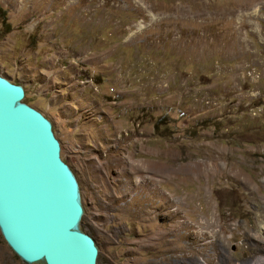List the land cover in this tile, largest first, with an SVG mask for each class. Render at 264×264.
<instances>
[{
  "label": "rangeland",
  "instance_id": "1",
  "mask_svg": "<svg viewBox=\"0 0 264 264\" xmlns=\"http://www.w3.org/2000/svg\"><path fill=\"white\" fill-rule=\"evenodd\" d=\"M0 7V75L51 122L96 264L264 259V0ZM0 264H26L1 234Z\"/></svg>",
  "mask_w": 264,
  "mask_h": 264
},
{
  "label": "water",
  "instance_id": "2",
  "mask_svg": "<svg viewBox=\"0 0 264 264\" xmlns=\"http://www.w3.org/2000/svg\"><path fill=\"white\" fill-rule=\"evenodd\" d=\"M0 75V234L26 264H96L78 183L51 122Z\"/></svg>",
  "mask_w": 264,
  "mask_h": 264
},
{
  "label": "bare ground",
  "instance_id": "3",
  "mask_svg": "<svg viewBox=\"0 0 264 264\" xmlns=\"http://www.w3.org/2000/svg\"><path fill=\"white\" fill-rule=\"evenodd\" d=\"M170 211V210H169ZM170 213H172V215H178V212H177V210L176 209H171V211H170ZM171 215V214H170ZM197 224L199 225V226H201V227H203V228H205V229H207V230H209V232H210V229H211V226L209 225V224H206V225H204L205 223H201V222H197ZM208 233V232H207ZM211 234V241H210V243L212 244V248H213V250H214V254L215 255H219V256H224V253H223V251H221L220 249H219V247L218 246H216V243H217V237H218V235H216V233H214L213 231H212V233H210ZM172 252H175V250H171ZM185 251H186V253L188 254V256L189 257H186V253H182L183 254V256L184 257H186V258H188L187 259V264H195L196 263V261L194 260V257H192V256H195L199 251H197V249H185ZM175 254V253H174ZM220 259V258H219ZM225 260H224V257L223 258H221L220 259V262H224ZM227 261V260H226ZM218 262V261H217ZM216 262V263H217ZM226 263V262H225ZM224 263V264H225ZM226 264H229L228 262L226 263ZM249 264V263H248ZM251 264V263H250ZM252 264H264V259L262 260V261H255V263H252Z\"/></svg>",
  "mask_w": 264,
  "mask_h": 264
},
{
  "label": "trees",
  "instance_id": "4",
  "mask_svg": "<svg viewBox=\"0 0 264 264\" xmlns=\"http://www.w3.org/2000/svg\"><path fill=\"white\" fill-rule=\"evenodd\" d=\"M6 11L0 7V23L3 26H8V23L5 19ZM9 30V29H8Z\"/></svg>",
  "mask_w": 264,
  "mask_h": 264
}]
</instances>
